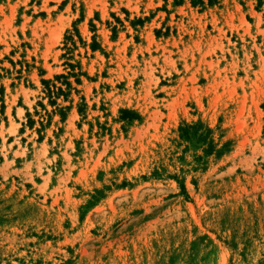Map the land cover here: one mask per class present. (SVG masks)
Returning <instances> with one entry per match:
<instances>
[{"label":"rangeland","instance_id":"374dc122","mask_svg":"<svg viewBox=\"0 0 264 264\" xmlns=\"http://www.w3.org/2000/svg\"><path fill=\"white\" fill-rule=\"evenodd\" d=\"M199 1L0 0V264H264V0Z\"/></svg>","mask_w":264,"mask_h":264},{"label":"trees","instance_id":"16d2710c","mask_svg":"<svg viewBox=\"0 0 264 264\" xmlns=\"http://www.w3.org/2000/svg\"><path fill=\"white\" fill-rule=\"evenodd\" d=\"M212 1H214V0H208L209 3H212ZM199 3H203V0H200ZM194 4H196V3H194ZM201 126L202 125L200 123L199 124H193V125L185 124L184 126H180L178 128V130L180 132L181 137L189 139L191 137V134L193 132H197L198 128H200ZM209 132H210V130L206 129V131L204 133L202 131L197 133V139L201 142H206L207 147L204 149V151L206 153H212L214 151V152L220 154L222 152V149L221 150L215 149V145L213 144L212 140L211 139L207 140Z\"/></svg>","mask_w":264,"mask_h":264}]
</instances>
